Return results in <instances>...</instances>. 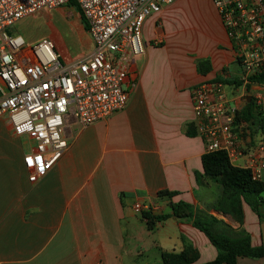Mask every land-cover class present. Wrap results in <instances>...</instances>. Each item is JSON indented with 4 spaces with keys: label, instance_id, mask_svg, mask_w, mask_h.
<instances>
[{
    "label": "crops",
    "instance_id": "obj_1",
    "mask_svg": "<svg viewBox=\"0 0 264 264\" xmlns=\"http://www.w3.org/2000/svg\"><path fill=\"white\" fill-rule=\"evenodd\" d=\"M83 29L85 36L75 42L80 54L70 61L56 42L43 40L53 44L62 62L71 63L92 50ZM142 38L144 54L131 64L137 87L127 106L86 127L71 121L64 130L67 148L38 182L29 183L23 165L32 142L15 136L0 118V264H162V253L179 254L185 243L197 251L196 264L216 257L204 234L173 216L147 229L159 260L140 261L143 252L130 244L143 241L136 228L147 224L144 212L171 215L170 199L158 192H174L171 202L202 210L220 197L214 183L201 179L199 185L195 178L203 173L205 148L195 130L192 91L216 80H240L234 51L211 0H177L162 8L146 20ZM203 60L208 65L201 72ZM224 85L251 99L243 83ZM136 202L149 210L134 212ZM209 213L232 229L240 227L229 215ZM241 228L252 246L264 247V220L245 204ZM237 264H264V257H239Z\"/></svg>",
    "mask_w": 264,
    "mask_h": 264
},
{
    "label": "built area",
    "instance_id": "obj_2",
    "mask_svg": "<svg viewBox=\"0 0 264 264\" xmlns=\"http://www.w3.org/2000/svg\"><path fill=\"white\" fill-rule=\"evenodd\" d=\"M176 1L75 0L93 46L84 58L64 63L50 41L30 44L14 29L25 18L60 8L68 0H0V118L15 136L33 144L23 157L29 183L42 179L62 157L67 148L64 130L71 121L86 127L127 106L137 87L131 64L144 54L143 26ZM211 3L246 86L251 77L264 73V0ZM250 89L255 104L264 105V80ZM244 96L229 98L220 81L194 88L195 130L205 153H224L231 165L260 181L264 137L248 146L235 122ZM132 208L140 213L150 207L136 202Z\"/></svg>",
    "mask_w": 264,
    "mask_h": 264
},
{
    "label": "trees",
    "instance_id": "obj_3",
    "mask_svg": "<svg viewBox=\"0 0 264 264\" xmlns=\"http://www.w3.org/2000/svg\"><path fill=\"white\" fill-rule=\"evenodd\" d=\"M67 5L80 14L75 0H68ZM83 25L87 29L84 21ZM207 65L206 60L199 62V71L203 72L201 69ZM263 80L264 73L258 74L250 78V84L261 83ZM221 82L234 84L236 87L243 83L241 80ZM250 84L246 85L248 91ZM235 122L239 137L246 141L248 146H253L264 137V105H256L251 96L250 101H245L237 112ZM201 162L203 173L195 174L197 183L201 185V179H207L218 184L221 189L220 197L209 208L202 210L183 201L173 203L171 198L176 195L174 192L160 191L159 197L170 199L171 215L151 216L147 214L148 212H144L142 215L147 221V226L153 229L157 222L164 221L169 216H173L177 221L191 222L196 230L204 234L217 252L212 261L203 264H237L239 257L263 258L264 247L252 246L249 234L241 227L243 204L257 215L260 222L264 220V183L253 181L248 170L231 165L222 152L205 153ZM209 209L229 215L239 223L240 227L232 229L224 221L210 214ZM161 260L162 264H196L198 253L191 245L185 243L181 253H162Z\"/></svg>",
    "mask_w": 264,
    "mask_h": 264
},
{
    "label": "rangeland",
    "instance_id": "obj_4",
    "mask_svg": "<svg viewBox=\"0 0 264 264\" xmlns=\"http://www.w3.org/2000/svg\"><path fill=\"white\" fill-rule=\"evenodd\" d=\"M201 2L202 0H200V3ZM189 12L193 13L191 8H189ZM83 21L84 20H82L77 10L65 4L55 10L42 11L28 18H25L15 26L14 30L16 34L22 36L25 39V41L30 44L37 43L43 39L51 40L54 46H56L54 43L56 42L64 50L65 55L67 57L66 60L70 61L78 57L80 54L79 53L80 50L78 47L79 45H77L76 47L75 42L78 39V37H80V35L85 36L86 34L85 30L83 29ZM157 43L159 44L158 41ZM236 70L238 73H240L237 66H236ZM240 91H241L240 88L233 89L231 87H226V92L228 93L229 98H232L233 96L232 93H239ZM250 92L252 94V91ZM240 93L236 96L239 97ZM244 95L246 96L247 93L245 92ZM245 96L244 98H242L243 97L242 96L240 99V105H239L240 108L243 107L245 103ZM214 185L218 189H220V186L218 184L214 183ZM165 212H168L167 208L165 209ZM139 225L140 227L136 228V233L137 232L142 233L140 239L143 241L131 242L130 248L131 249L139 248V251L143 252V257L140 258V261L154 262L155 260H159L160 259L159 252L151 246V242L153 241V236L148 237L147 235V233H149L147 230L148 229L147 224L143 223ZM157 230L158 229L156 228L153 231H151V233H156Z\"/></svg>",
    "mask_w": 264,
    "mask_h": 264
},
{
    "label": "water",
    "instance_id": "obj_5",
    "mask_svg": "<svg viewBox=\"0 0 264 264\" xmlns=\"http://www.w3.org/2000/svg\"><path fill=\"white\" fill-rule=\"evenodd\" d=\"M247 101H250V98H248V100Z\"/></svg>",
    "mask_w": 264,
    "mask_h": 264
}]
</instances>
